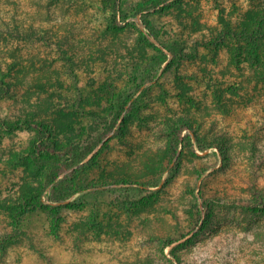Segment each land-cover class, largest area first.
Returning <instances> with one entry per match:
<instances>
[{
    "label": "rangeland",
    "instance_id": "obj_1",
    "mask_svg": "<svg viewBox=\"0 0 264 264\" xmlns=\"http://www.w3.org/2000/svg\"><path fill=\"white\" fill-rule=\"evenodd\" d=\"M262 13L0 0V264H264Z\"/></svg>",
    "mask_w": 264,
    "mask_h": 264
},
{
    "label": "trees",
    "instance_id": "obj_2",
    "mask_svg": "<svg viewBox=\"0 0 264 264\" xmlns=\"http://www.w3.org/2000/svg\"><path fill=\"white\" fill-rule=\"evenodd\" d=\"M260 16L263 20H261V23L258 25V28L256 29L259 34V40L261 39V42H264V14H261ZM241 35L243 32L240 30ZM158 42V41H157ZM160 43V41H159ZM264 50V43L262 45ZM173 54V53H172ZM257 66V70L260 72L257 77V80H261L264 82V51L261 55V60L254 59L252 61V67ZM8 93V88L6 85H4L2 82H0V100L3 99ZM21 125H26V122H19L16 123L15 127L12 128V130H17ZM39 132L43 133V130L38 127ZM45 132V131H44ZM92 150L88 151L84 154H77L74 151L71 150H64V151H55L54 149L47 148L46 145L43 144H36L32 147L30 151V156H32L35 160H53L57 164H62V169H60L59 173H62L74 166H78L90 153ZM70 162V163H69ZM54 180V179H52ZM53 182V181H52ZM41 197L42 193H34V195L30 197L24 198L22 202L21 209L17 212L16 215V223L15 225H20L22 219H24L29 213H31L37 205L41 204ZM207 210V206H203ZM172 242H168L167 245H170Z\"/></svg>",
    "mask_w": 264,
    "mask_h": 264
}]
</instances>
